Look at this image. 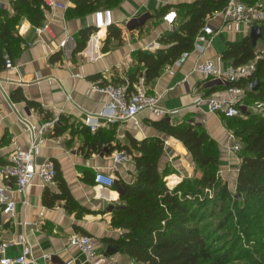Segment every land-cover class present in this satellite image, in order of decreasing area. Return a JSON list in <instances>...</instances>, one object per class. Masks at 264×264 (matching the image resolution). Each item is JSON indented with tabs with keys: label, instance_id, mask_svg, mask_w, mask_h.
<instances>
[{
	"label": "crops",
	"instance_id": "crops-1",
	"mask_svg": "<svg viewBox=\"0 0 264 264\" xmlns=\"http://www.w3.org/2000/svg\"><path fill=\"white\" fill-rule=\"evenodd\" d=\"M60 1L67 2L68 9L64 11L50 6L41 26L33 25L26 17L17 22V30L25 42L13 67L0 70V165L10 161L17 147L29 149L35 142L36 163L55 162L82 213L69 210L67 202L62 199L53 206L45 203L47 189L59 192L58 181L44 184L36 178L27 188L20 189L13 179L0 174V185L7 187L15 202L11 213L4 212L0 205V239L11 243L6 250L8 256L19 255L23 247L29 245L31 264H90L84 252L69 242L72 234L84 233L93 236L97 249L107 255L106 264H136L119 247L114 253H107L108 243L116 244L115 239L123 233L111 223L114 209L121 205L120 192L118 186L114 188L116 184L105 187L95 181L97 171L130 181L135 177V162L131 158L117 164L114 157L118 150L109 152L107 144L102 150H90L85 146L81 130L86 125L87 115L102 113L109 100L108 94L98 92L94 84L104 79L122 81L128 78L140 66L136 52L156 53L161 47L159 38L173 32L180 21L178 16L174 24H169L164 19L168 11L159 12L167 8L176 10V6L195 0ZM103 8L112 10V25L121 28L122 39L111 37L108 41L109 27L103 30L95 26L94 12ZM0 9L13 14L12 0H0ZM1 18L5 20L6 15ZM207 22L217 29L213 36L203 32L182 64H167L157 79L145 83L147 90L161 96V106L169 111L167 116L144 111L138 117L139 126L129 121L101 126L114 135L113 145L117 142L130 145L132 138L138 141L163 139L162 169L166 165H174L176 169H172L166 178L170 188L176 184L177 180L173 179L179 177L180 169L175 162L178 153H190H184L173 144L178 142L186 148L180 140L155 127L153 121L163 117L175 124L202 127L222 151L223 170L230 171L236 164L231 149L236 137L227 129L224 116L208 110L207 99L226 96L246 105V92L234 94L224 88L228 85L224 79L216 75L205 77L196 67L199 62L213 60L218 71H225L231 66L230 61L222 58L227 43L243 39L250 34L251 27L226 21L220 12L209 17ZM86 28L94 30L84 49L76 52L79 34ZM105 45L108 48L105 49ZM217 80L223 83L219 84ZM15 89H21L41 108L26 101H14L11 93ZM52 119H56L55 123L44 127ZM64 124L68 127L61 130ZM86 172H90L88 179L83 178ZM235 177L237 179L236 174Z\"/></svg>",
	"mask_w": 264,
	"mask_h": 264
},
{
	"label": "trees",
	"instance_id": "trees-1",
	"mask_svg": "<svg viewBox=\"0 0 264 264\" xmlns=\"http://www.w3.org/2000/svg\"><path fill=\"white\" fill-rule=\"evenodd\" d=\"M241 1L250 6L257 4V1L264 3V0ZM12 2L13 14L0 9V70L6 67L8 58L14 63L25 42L17 30L18 20L26 17L33 25L41 26L50 7L45 0ZM228 3L229 0H195L176 6L180 21L173 32L159 38L161 47L156 53L138 50L136 57L140 66L128 78L122 81L104 79L98 84L126 85L127 91L131 93L142 78L146 84L153 82L161 75L164 66L175 63L184 53L194 50L196 39L203 34L208 18L221 12ZM167 11L169 8L159 13ZM3 14L6 15L5 20L1 18ZM258 24L262 31L260 40L264 41V22ZM93 30L94 28H86L80 32L76 52L84 49ZM111 37L122 39L121 28L109 26L107 40ZM257 45H253L250 35H246L239 41L228 42L222 54V58L235 67L256 61L254 70L247 77H242L224 88L238 86L244 89L246 97L254 98L255 103H263V108L261 114L245 113V117L237 116L238 118L224 116L225 121L234 124L230 129L242 143L241 164L235 186L236 195L239 193L240 197L234 199L236 211L232 208L227 211L228 214L225 212V216L214 225V230L208 227L209 222H203L204 209L211 199L208 200V196H198L206 188L210 191L218 189L213 196L214 200L232 199L233 194L228 182L221 183V178L217 175L221 164V151L218 143L206 130L194 124H175L164 117L153 121L160 131L175 137L186 146L196 163V170L200 172L198 177L182 180L173 188L166 181V177L173 172L172 169L167 165L162 169L161 166L165 151L163 139L146 138L138 141L132 138L130 145L120 142L113 145L114 135H110L101 126L93 131L85 125L81 130L85 146L90 150H102L103 145L107 144L109 152L115 149L125 151L135 162V177L130 181L122 177L118 179L121 205L114 209L111 223L123 230L122 235L115 239L116 244L136 264H228V254L231 255L238 245L240 258L245 257L246 260L242 264H264V247L263 252L257 254L258 246H264V240L257 239L254 244L257 251L251 250L249 243L247 247L242 243L246 237H250V242L253 234L264 237V53L257 50ZM106 48L108 45H105ZM256 79L260 80L259 87L252 90L250 83ZM11 97L14 101H26L31 106L41 108L39 104L28 99L21 89H15ZM244 103L247 105L245 101ZM67 127L64 124L61 130ZM136 151L140 154H136ZM56 171L55 181H58L59 192L47 189L44 194L45 203L53 206L62 199L67 202L69 210L82 213L57 165ZM88 174L90 172H86L83 178L88 179ZM220 211H226L224 201ZM78 214L81 216L79 212ZM231 219H234L235 232L241 227L240 234H235L236 237L228 245L216 244L222 236L214 239L215 235Z\"/></svg>",
	"mask_w": 264,
	"mask_h": 264
},
{
	"label": "built area",
	"instance_id": "built-area-1",
	"mask_svg": "<svg viewBox=\"0 0 264 264\" xmlns=\"http://www.w3.org/2000/svg\"><path fill=\"white\" fill-rule=\"evenodd\" d=\"M49 6L60 8L64 11L68 9V3L60 0H46ZM219 13V12H218ZM224 20L241 22L249 27L255 24L264 22V3H257L252 6L247 5L241 0H229L227 6L220 12ZM95 26L97 28H107L113 24L112 10L109 8L98 9L94 12ZM178 18L176 10H170L164 15V19L169 24H174ZM204 35L213 36L217 29L210 23H206L203 28ZM65 43V42H64ZM190 52L184 53L176 63L182 64ZM14 63L11 59L6 60V67H13ZM253 66L246 64L240 67L229 66L225 71H218L213 60L199 62L196 69L205 77L216 75L229 82H236L242 77H247L253 70ZM94 88L101 93H106L109 100L106 102L105 108L99 115H87L85 124L91 130H96L102 125H108L119 122H132L139 126V115L144 111H149L155 116H167L169 111L163 108L160 104L161 96L151 93L147 90L145 82L142 79L141 83L136 85L135 90L131 93L127 91L126 85L94 84ZM234 94H243L244 89L238 86H232L228 89ZM208 110L212 113H218L226 117H237L242 115L243 109L239 101L226 96H211L207 99ZM258 108H263V103L257 104ZM57 119V118H56ZM56 119L47 122L45 126L53 125ZM36 143L33 142L29 149L17 147L8 163L0 165V174L13 179L18 188H27L36 178H40L44 184L54 182L57 173L55 162L47 160L38 165L35 160L34 149ZM232 148L241 150L242 145L239 141L233 140ZM131 156L125 151H118L114 157L117 164L130 161ZM97 184L105 187L115 185L116 178L103 171H97L95 175ZM0 205L3 211L11 213L15 209V202L11 197L7 187L0 185ZM2 230H0V238ZM70 244L79 247L85 254L86 259L90 264H106L107 255L97 249L93 236L84 233L72 234L69 238ZM11 245L10 242L0 239V264H31L32 250L29 245L23 247L22 252L17 256L6 255L7 248ZM49 259L48 255L44 256Z\"/></svg>",
	"mask_w": 264,
	"mask_h": 264
},
{
	"label": "rangeland",
	"instance_id": "rangeland-1",
	"mask_svg": "<svg viewBox=\"0 0 264 264\" xmlns=\"http://www.w3.org/2000/svg\"><path fill=\"white\" fill-rule=\"evenodd\" d=\"M257 3H261V1L260 2L257 1ZM257 44H258L257 45V50H259V52H261L263 54L264 53V41L259 39ZM255 62L256 61H252L251 63H249V65L253 66L252 70H254ZM253 100H254V98L249 97V96L244 98V101L247 103V105L245 107L242 106L243 113L239 117H242V116L245 117L246 114L248 115V114H251L253 112L261 114L262 109L258 108L257 107L258 103H255V100L254 101ZM225 124H226L227 129H229L234 134L232 129H230V128H232V126L234 124L232 122H229V121H225ZM235 140H238L241 143L239 138L236 137ZM173 144L175 146H177L181 151L184 150L183 149L184 147H183L182 144H180L178 142L173 143ZM241 145H242V143H241ZM231 149L233 150V152L235 154V158H236V164L235 165H237V167L235 168V165H234V168H232L230 171L228 170V171L225 172L223 170L224 160H221V164L219 165V169L217 171V175L221 178V181H222L221 183L224 184V182H228V184H230V190H231V193L233 194L232 199H227V200L217 199V200H214L215 198H213V196H214L215 192L218 191V189H215V190L213 189L212 191H210L207 188L203 190V194L201 196L200 195L198 196V198H204V196L205 197L208 196L207 197L208 200L211 199L210 201L207 202V205H206V207L204 209L205 213L203 214V217H204L203 218V222H205V223L209 222L208 227L213 229V230H214V225L217 222H219V219L222 218V216L223 217L225 216L224 215L225 212H227L228 210H230L232 208H233L234 212L236 211V210H234V208L236 207L235 204H234V199L236 197L237 198L240 197L239 193L236 195L237 191H236V187L234 186V184H235V179H236L235 174L236 175L238 174V170H239V167H240V164H241V157H240L241 150H239V151L238 150H234L232 148V146H231ZM219 151H221V150H219ZM177 156L178 157L176 158V161H175L176 162V167H178V169H180V170L178 171L179 177H176V179H173V180H177L175 185H177L182 180L189 179V178L194 179V178H196V177H198L200 175V172H198L196 170L197 169L196 165H195L196 163L194 162V159L192 158L191 154H189V155L185 154L184 155V154L178 153ZM170 168L174 169L176 171L174 165H171ZM166 178L168 179L169 177H166ZM167 183H169V182H167ZM223 201L226 204V211L221 212L220 210L222 208ZM228 212H227V214H228ZM233 222H234V219H231L229 221V224H227L226 226H223L222 229H220V231L218 232V234L215 235V237H214V234H212L213 235L212 237H214V239H218L219 235L222 236L221 238H219V241L216 244H221V245L222 244H224V245L227 244L228 245V244H230L231 240L236 237V235L240 234L241 227H239V228L237 227L240 230H237V232H235L234 231L235 224H233ZM243 236H245V235H243ZM248 238H250V237H246L245 239L243 238V240H242L243 242L242 243H244L246 245L245 247H247V245H248L247 243H249V245H251V248H252L251 250H253V251H257L256 250L257 247L254 246V244L256 243L257 239H259L260 241L264 240V237H262L260 234L259 235H254L253 234L252 235V239L250 240V242H248ZM262 247H264V246H261V247L258 246L259 250L257 251V254H260V253L263 252ZM239 248H240V246L238 245L236 247V249L231 253V255L228 254V257L226 258V262H228V264H242L243 262H246L245 257H243V259L240 258ZM257 256H261V255H257Z\"/></svg>",
	"mask_w": 264,
	"mask_h": 264
},
{
	"label": "water",
	"instance_id": "water-1",
	"mask_svg": "<svg viewBox=\"0 0 264 264\" xmlns=\"http://www.w3.org/2000/svg\"><path fill=\"white\" fill-rule=\"evenodd\" d=\"M249 35H250V37H251V39H252L253 45H256L257 42H258V40L261 39V37H262L261 26H260L259 24H255V25H253V26L251 27L250 34H249ZM217 82H218L219 84L223 83L221 80H217ZM225 82H226V84L230 85L229 82H227V81H225ZM259 84H260V80H259V79H256V80H254V81H252V82L250 83V87H251L252 90H257V88L259 87ZM184 148H185V147H184ZM183 152H184V153H187V152H188V149L185 148V149L183 150ZM115 184L118 185V190H119V192H120L121 189H120V186H119V181H118V179H116ZM105 206L107 207V204H105ZM118 247H119V246H118L117 244H115V243H108L107 248H106L107 253H108V254H112V253H114L115 250H116Z\"/></svg>",
	"mask_w": 264,
	"mask_h": 264
}]
</instances>
